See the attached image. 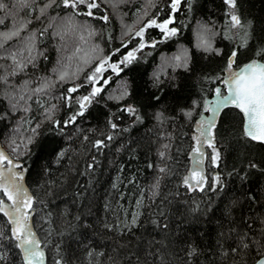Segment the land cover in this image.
<instances>
[{
  "label": "snow or ice",
  "instance_id": "snow-or-ice-1",
  "mask_svg": "<svg viewBox=\"0 0 264 264\" xmlns=\"http://www.w3.org/2000/svg\"><path fill=\"white\" fill-rule=\"evenodd\" d=\"M221 2L222 18L209 16L205 19L196 15L198 0H163V3L161 0H144L135 8L136 18L128 24L124 20L128 14L122 7L126 0H0V97L7 101L4 111L0 112V121L10 120L12 114L19 111L27 113L29 119L20 116L14 125L19 131L25 123L32 125L35 120L31 117L33 99L36 107L43 109L35 127L23 129L30 134L17 136L14 132L8 139L11 152L0 148V264H47L48 245L54 247L52 264H84V260L87 264H126L119 249H113L114 254L110 255L106 248L94 246L87 237V243L80 249L84 260L64 239L55 243L51 239L40 238L37 229L43 222L48 223L47 232L51 236L54 213L49 203L26 183V173L31 169L25 158L31 159V146L37 142L39 130L45 122L55 125L54 131L66 135L67 141L81 140L79 148H73L66 141L65 146L52 149L54 155L51 160L40 165L38 174L41 178L35 187L46 188L44 195L52 196L53 189L60 186L52 178L53 163L59 166L68 160L67 170L77 171L70 166L73 156L69 152L73 155L80 153L83 142H87L90 150L84 153L87 157L85 170L94 169L98 161L95 155H91V149L99 154L118 136L145 121L148 115L160 125L182 117L195 129L190 133L192 144L187 153L192 158L190 166L177 183L187 191L211 192L223 203V218L230 227L227 233H218L222 264H264V17L258 19L248 14L242 0ZM181 12L185 13L181 26L187 27L186 21L195 20V48L211 54L219 63L208 71H196L195 56L188 47L180 45L171 56L161 53V62L151 73L156 93H149L150 103L159 104L166 87L180 86L178 69L196 78L197 93L186 103L176 105L174 111L179 115L169 116L167 103L145 113V102L136 97L134 85L127 78L119 82L120 86L114 92H106L105 85L112 80L109 72L122 73L139 60H146L151 55L149 48L154 49L159 43L179 35L181 27L176 22ZM117 19L121 24L118 46L112 43L117 37L107 28L110 21ZM97 23L101 26L97 27ZM149 29L156 30V34L152 35ZM97 36L99 40L94 39ZM46 37L56 41L58 52L61 48L67 49V42L73 37L78 38L79 43H74L71 53L59 56L50 70L45 69L41 75L30 77L29 70L35 73L39 61L47 59V50L40 47ZM109 43L112 46L106 50L105 45ZM162 77L166 81H162ZM46 96H51L57 103L47 100L41 103ZM102 100H105L106 109L102 127L85 124L84 117L89 115L91 107ZM112 101L116 103L112 104ZM61 110L63 114L58 115ZM225 121H235L232 128L233 131L238 129L236 139L242 144L261 149L259 153L250 155L242 153L230 169L225 163L226 142L218 137ZM67 126H71V132ZM160 135L172 137L173 133L161 132ZM205 145L210 151H206ZM170 147V141L162 143L156 150L158 159L145 161L147 168L154 169L155 173L150 183L143 186L147 196L141 190L135 198L136 210L130 215L125 211L123 218L113 212L112 222L106 218L99 222L105 233L121 234L119 248L131 243L124 240L122 234L134 235L133 226L141 224L143 213L140 209L144 199L154 201L159 198L165 178L172 174ZM125 148L128 145L120 143L117 152ZM128 150L129 155H135V149ZM125 167L124 163L118 165L111 185L113 189L118 188L122 180L129 184L136 181L135 173H129L130 179L122 175ZM253 173H259L262 182L254 188L243 187ZM226 177L239 178L242 185L239 195L229 191L230 180ZM59 179L66 182L67 177L60 173ZM124 195V192L119 193L120 197ZM201 202L205 205L204 214L215 203L211 198L193 201L194 211L200 209ZM245 202L249 214L243 212ZM37 203L48 209L39 220L35 215ZM109 207V203L104 204L105 209ZM61 215H71L67 205ZM160 216L167 219L163 212ZM73 219L77 222L82 220L85 228L94 227L80 214ZM151 222L161 225L159 219L154 218ZM69 227L78 228L80 224ZM167 227V224L163 225L164 229ZM57 235L62 236L63 233ZM93 235L97 233L93 232ZM161 243L167 244V241ZM199 252L194 244H190L185 254L193 257ZM156 254L162 264L165 255H171L160 248L156 249ZM131 255L134 253L129 252ZM136 262L140 264L138 256Z\"/></svg>",
  "mask_w": 264,
  "mask_h": 264
},
{
  "label": "trees",
  "instance_id": "trees-1",
  "mask_svg": "<svg viewBox=\"0 0 264 264\" xmlns=\"http://www.w3.org/2000/svg\"><path fill=\"white\" fill-rule=\"evenodd\" d=\"M143 2L144 0H126V4L122 6L124 12L128 14L124 17L126 23H132L136 18L135 8L139 7ZM161 2L163 3V0ZM242 2L244 10L248 14L258 19L264 17V0H242ZM198 4L197 16H204L205 19L209 16H214L217 19L222 18L223 5L221 0H198ZM184 17L185 13L183 12L178 14L177 17V26L181 27L179 35L159 43L154 49L149 48L148 51L151 52V55L146 60H139L135 65L129 66L119 74L109 72L108 74L112 75V80L109 81L108 85H105L106 92H114L119 88V82L127 78L134 85L136 97L145 102L143 109L145 113H151L160 104L167 103L169 107L167 114L169 116H178L179 114L174 111L176 105L186 103L189 97L197 93L196 78L178 69L180 86L178 88L166 87L165 94L162 95L159 104L150 103L149 93H156V89L152 85L151 73L156 65L161 62V53L171 56L177 52L180 45H184L194 53L196 61L194 70L203 69L208 71L219 63L211 54H205L195 48L196 37L193 31L195 20L189 19L186 21L188 26L183 27L180 25V21L184 20ZM100 26L97 23V27ZM107 28L111 29L114 37H117L112 43L118 46L120 43L118 37L121 29L119 20L110 21ZM148 31L152 35L156 34V30L149 29ZM94 39L99 40L100 37L97 36ZM104 39H107L106 35ZM101 42L103 43V41ZM67 43V49L61 48L58 52L56 41L46 37L45 43L41 44L40 47L47 50V59L42 58L39 61L35 73L30 69L29 76L34 78L41 75L45 69L50 70L56 59L61 55L71 53L74 43H79V40L73 37ZM112 43L105 45L106 50L112 46ZM161 79L166 81L165 77ZM34 86L35 84L32 85V87ZM55 94L58 95V92ZM106 99L107 96L105 95ZM45 100L57 103L51 96L43 97L41 103ZM105 100L91 107L89 115L84 117L85 124H96L102 127V122L106 115ZM31 103L33 104L31 117L35 118V120L32 125L25 123L23 129L35 127V121L41 119L39 113L43 111L42 107L39 109L36 107L35 99ZM111 103L115 104L116 101ZM6 104L7 101L0 97V112L4 111V105ZM62 114L63 110L58 115ZM20 116H23L25 120L30 118L27 113L19 111L18 113H13L10 120L0 121V142L6 151L11 152L7 141L13 136L14 132L17 136L30 134V132H25L23 129L17 131L14 128V125L19 122ZM234 123L235 121H225L218 134V137H222L226 142L224 151L227 154V160L225 163L229 169L234 160L239 159L242 153L250 155L252 152L259 153L261 151V149L249 148L236 139L238 129L233 131L232 125ZM55 127V125H48L46 122L42 124L39 130L40 136L37 142L31 146V159L25 158L31 169L26 173V183L34 193L49 203V208L54 213L51 221L53 231L50 237L47 232V222L41 223L37 229L41 239H51L55 243H59L61 239L66 240L71 245V248L75 250L76 255L81 257V260H84L80 251L82 245L86 244L87 240H92L94 246L106 248L110 255L114 254L112 252L113 249H119L126 264H137V256L140 258V264H162L158 254H156L157 248L166 253H171V255H165L163 264H222L218 233L221 231L227 233L230 227L223 218V203L211 192L201 193L199 189L187 191L182 184L177 183L185 173L186 168L190 166L191 157L187 153L190 151V145L192 144L190 133L195 130L190 123L180 117L160 125L151 115H148L145 121L118 136L115 141L107 145L99 154H97L95 149H91V155L96 156L98 166L87 171L85 170L87 157L84 153L90 150V145L87 142H83L84 146L80 153L73 155L72 152H69V155L73 156L70 166L77 169V171L71 172L67 170L69 167L68 160H64L59 166L52 164V178L56 179L57 185L60 186L53 189L54 195L45 196L46 188L41 190L35 187L41 178L38 174L40 165L51 160L52 155H54L52 149L58 150V147L65 146L67 141L66 135L54 131ZM67 130L71 132V126H67ZM161 132H171L173 136H162L160 135ZM169 141L171 142L169 152L173 157V161H170L169 164L173 172L165 178L159 198L154 201H150L147 198L144 199L143 207L140 209L143 213L141 224L133 226L134 235H129L127 232L122 234V238L131 243L126 245L125 248H119L121 234H113L111 231L105 233L99 222L105 220V218L108 222H112L114 219L113 212L123 218L125 211L130 215L136 209L135 198L139 196L141 190H144L145 196H147L146 189L143 186L150 183L155 173L154 169L147 168L145 161L157 160L156 150L162 143ZM67 143L72 144L73 148H79L82 142L80 139L74 138L72 141H67ZM120 143L128 145V148L117 152ZM129 148L135 149V155H129ZM207 151H210V149H207ZM120 163L126 165L122 170L124 177L130 179L129 173H135L137 179L131 184L127 180H122L120 186L113 189L111 185ZM208 171H211L210 167ZM221 171H224V169L221 168ZM60 173L67 177L66 182L59 179ZM226 179L230 180L229 191L239 195L242 189L239 178L226 177ZM261 182V175L253 173L243 187L254 188ZM77 192L80 195H77ZM120 192H124L125 195L120 197ZM177 192H179V195H177ZM209 198L215 203L212 208L208 209L207 214L203 212L205 205L202 202L199 210H193V201H205ZM161 201H163V204H161ZM105 203L110 204L108 209L104 208ZM65 205L71 212V215L67 217L61 215ZM36 209L35 215L38 220L48 210L43 209V206L39 203L36 204ZM161 212L167 217L166 220L160 216ZM243 212L249 214L246 202L243 205ZM76 214H80L82 219H87L90 224H94V227L85 228L82 220L80 222L75 221L73 217ZM154 218L161 221L160 226L151 222ZM237 219H239V216H237ZM77 223L80 224V227H69ZM248 223H251V221H248ZM164 224L168 225L167 229L163 228ZM65 229H68V231H64ZM93 232H96L97 235H93ZM57 233H63V235L58 236ZM85 237H87V240ZM162 241H167V244H162ZM190 244H194L200 250L199 254L193 257H188L185 254ZM47 252V264H52L54 258L53 245H48ZM129 252L134 253V255L129 256ZM149 253H152V255H149ZM84 264H87L86 260H84Z\"/></svg>",
  "mask_w": 264,
  "mask_h": 264
},
{
  "label": "water",
  "instance_id": "water-1",
  "mask_svg": "<svg viewBox=\"0 0 264 264\" xmlns=\"http://www.w3.org/2000/svg\"><path fill=\"white\" fill-rule=\"evenodd\" d=\"M207 115V114H206ZM0 148H4L2 143L0 142ZM5 149V148H4ZM6 150V149H5ZM192 159V158H191Z\"/></svg>",
  "mask_w": 264,
  "mask_h": 264
},
{
  "label": "rangeland",
  "instance_id": "rangeland-1",
  "mask_svg": "<svg viewBox=\"0 0 264 264\" xmlns=\"http://www.w3.org/2000/svg\"><path fill=\"white\" fill-rule=\"evenodd\" d=\"M204 147H205V149H206V151H207V146L205 145ZM135 210H136V209H134L133 211H135ZM133 211H132V212H133Z\"/></svg>",
  "mask_w": 264,
  "mask_h": 264
}]
</instances>
